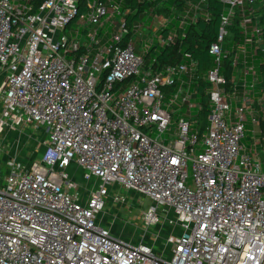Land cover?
<instances>
[{"label": "built area", "instance_id": "built-area-1", "mask_svg": "<svg viewBox=\"0 0 264 264\" xmlns=\"http://www.w3.org/2000/svg\"><path fill=\"white\" fill-rule=\"evenodd\" d=\"M133 1L147 7L0 0V131L9 117L46 135L38 160L5 162L0 264H264V0H218L202 71L189 52L155 55L208 18L206 0ZM108 184L150 200L148 227L168 221V260L95 223Z\"/></svg>", "mask_w": 264, "mask_h": 264}, {"label": "rangeland", "instance_id": "rangeland-1", "mask_svg": "<svg viewBox=\"0 0 264 264\" xmlns=\"http://www.w3.org/2000/svg\"><path fill=\"white\" fill-rule=\"evenodd\" d=\"M77 27V21L74 20L68 27L67 31H74ZM137 44V38L133 39ZM3 78L0 74V86ZM183 114L176 112L172 114V124L176 126V122ZM188 119L187 117H185ZM4 124L0 131V184L2 177L7 173L5 162L9 155L14 154L15 161L22 165H28L30 161L38 160L43 149V141L46 137L43 127L34 125H24L22 123L11 126L9 117L2 118ZM246 124V139L252 136L253 126ZM67 171L73 173L72 169ZM76 181L79 185H86L92 188L97 185L95 178H90L86 182L82 178L79 170L76 172ZM107 196L103 198L104 205L102 209L95 215V223L107 228L108 232L113 236H124L132 241H143L148 244L152 252L160 256L164 260H168L171 256L169 244L166 242V236L171 229V225L166 219H161L156 225L147 226L144 216L150 205V200L142 195L134 194L130 190L117 185H106ZM113 196H118L117 201H113ZM166 208H157L159 217H164ZM171 218V213H167Z\"/></svg>", "mask_w": 264, "mask_h": 264}, {"label": "trees", "instance_id": "trees-1", "mask_svg": "<svg viewBox=\"0 0 264 264\" xmlns=\"http://www.w3.org/2000/svg\"><path fill=\"white\" fill-rule=\"evenodd\" d=\"M36 1L40 3L42 0ZM82 1L83 0H80L79 11L84 10ZM129 3L131 7H135L138 12L144 7H147V4L141 6L133 0H129ZM169 3H171V1ZM164 9L165 7H163V10ZM205 9L209 13L207 19L200 17L193 25H187L185 27L186 37L184 39L177 41L174 45L160 49L155 55L160 64L180 62L183 59L182 53L189 52L191 56L198 61L201 71L209 65L211 56L208 54V47L216 36L223 5L218 0H206ZM235 39H238L237 33H235ZM204 87L205 83L201 82L199 94L202 107L195 113V128H197L199 135L203 133L207 126L208 108L206 99L202 93Z\"/></svg>", "mask_w": 264, "mask_h": 264}, {"label": "crops", "instance_id": "crops-1", "mask_svg": "<svg viewBox=\"0 0 264 264\" xmlns=\"http://www.w3.org/2000/svg\"><path fill=\"white\" fill-rule=\"evenodd\" d=\"M1 77L3 78V76L1 75Z\"/></svg>", "mask_w": 264, "mask_h": 264}]
</instances>
